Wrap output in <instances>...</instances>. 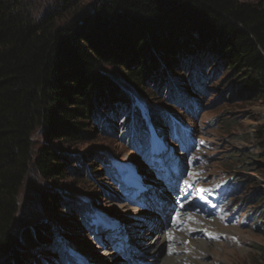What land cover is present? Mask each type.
I'll return each instance as SVG.
<instances>
[{"label": "trees", "instance_id": "1", "mask_svg": "<svg viewBox=\"0 0 264 264\" xmlns=\"http://www.w3.org/2000/svg\"><path fill=\"white\" fill-rule=\"evenodd\" d=\"M54 1L0 0L1 264L31 257L12 230L31 166L48 182L77 172L55 141L80 140L93 134L92 123L108 125L115 116L125 125L122 139L135 142L146 129L159 130L169 108L150 109V81L170 85L188 67L199 86L200 65L211 61L233 72L246 96L264 99L262 0ZM131 92L147 98L146 114L130 102ZM38 130L44 142L35 147ZM100 164L107 176L114 173L106 155ZM40 198L43 212L75 225L92 213L55 190L43 189ZM48 229L43 222L27 228L26 243L42 241ZM52 249L57 259L65 245L54 242Z\"/></svg>", "mask_w": 264, "mask_h": 264}, {"label": "rangeland", "instance_id": "2", "mask_svg": "<svg viewBox=\"0 0 264 264\" xmlns=\"http://www.w3.org/2000/svg\"><path fill=\"white\" fill-rule=\"evenodd\" d=\"M33 1H38L41 6L55 2ZM92 1L77 0L80 6H89ZM200 66L203 72L201 86L193 83L195 70L188 67L179 68L175 82L170 81V85L156 86L153 81L147 84L154 96L150 109L169 108L160 127L162 133L168 136L171 126L165 124L175 117L185 125L186 131L189 130L188 136L194 142L190 152L182 154L177 144L179 136L167 138L162 144H156L155 153L165 155L173 150L187 161L184 164L191 170L187 176L193 178L198 187H219V192L225 193V203L219 213L214 216L206 213L203 217L198 208L194 211L186 204L179 217L185 225L180 229L164 228L158 219L144 217L145 209L137 204L143 193L139 187L132 186L135 182L132 178L148 190V181L153 174L151 154L148 148L139 145V139L135 142L122 139L120 128L125 125H120V119L115 116L108 125L92 123L88 128L93 134L80 140L70 144L55 141L56 147L67 152L70 164L79 169L77 172L68 171L60 181L48 182L36 172L34 165L31 166L21 189L19 210L12 228L31 254L23 264H61L52 249L54 242L64 244L67 249L73 248L81 264H113L115 261L127 264L122 252L105 247L104 241L109 237L99 238L102 232H107V236L120 232L128 234L149 264L164 261L173 232H184L186 237L204 242V246L200 243L191 247L186 240L175 241L176 245L184 247L181 255L195 261L191 264H264V157H260L264 153V99L246 96L235 74L222 63L216 66L210 61ZM181 85L188 92L181 94L194 98L196 106L180 98ZM128 94L130 102L141 107H135L137 112L146 114L147 98L137 97L133 92ZM33 138L35 147L44 142L40 130ZM94 154L100 157L96 158ZM105 155L115 163L117 177H108L101 166L100 159ZM47 188L72 196L77 200L75 206L79 204L78 208L84 204L91 206L100 222L99 230L95 232V225L86 224L83 217L75 225L66 217L53 218L43 212L40 195ZM38 222L49 226L45 238L32 245L26 243L25 230ZM160 235L163 242L156 243Z\"/></svg>", "mask_w": 264, "mask_h": 264}, {"label": "bare ground", "instance_id": "3", "mask_svg": "<svg viewBox=\"0 0 264 264\" xmlns=\"http://www.w3.org/2000/svg\"><path fill=\"white\" fill-rule=\"evenodd\" d=\"M183 212V209L180 210V213ZM194 218V217H193ZM186 233L184 232H173L170 235V249H168L167 254H165V257L163 258L164 261L162 262L161 259V263L160 264H191L195 261L188 259L187 257L181 255L180 251L182 250V248L180 245H176L175 241H182V240H186L187 242H189V245L192 247V244H196V245H200V243L204 246L205 244H203L204 242L202 241H197L194 240L193 238H189L186 237L185 235ZM162 240V235H160V237L158 239H156L155 241H157L156 243H160L163 242ZM151 260V259H150ZM153 264V263H151Z\"/></svg>", "mask_w": 264, "mask_h": 264}]
</instances>
